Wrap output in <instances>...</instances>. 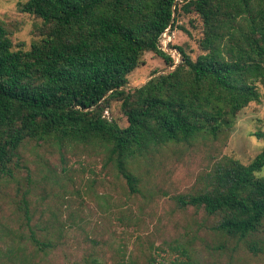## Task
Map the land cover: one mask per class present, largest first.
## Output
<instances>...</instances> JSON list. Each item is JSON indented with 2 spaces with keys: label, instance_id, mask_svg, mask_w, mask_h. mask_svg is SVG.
<instances>
[{
  "label": "trees",
  "instance_id": "1",
  "mask_svg": "<svg viewBox=\"0 0 264 264\" xmlns=\"http://www.w3.org/2000/svg\"><path fill=\"white\" fill-rule=\"evenodd\" d=\"M20 8L42 25L22 50L0 23V179L25 140L100 141L134 192L129 159L229 130L264 88V0H25ZM191 12L203 25L196 58L175 46L181 61L171 70L127 87L125 74L145 51L173 64L161 34ZM112 99L124 126L103 114ZM263 166L264 149L247 165L218 163L208 186L176 199L217 213L219 230L244 238L264 220V177L255 174Z\"/></svg>",
  "mask_w": 264,
  "mask_h": 264
},
{
  "label": "rangeland",
  "instance_id": "2",
  "mask_svg": "<svg viewBox=\"0 0 264 264\" xmlns=\"http://www.w3.org/2000/svg\"><path fill=\"white\" fill-rule=\"evenodd\" d=\"M24 1L0 0L13 49L28 50L40 37L41 19L21 10ZM202 27L194 12L176 14L159 41L173 64L145 51L125 74L127 87L171 70L181 61L175 46L195 59ZM259 91L229 130L129 159L134 192L108 160L107 142L25 140L20 160L0 179V264H264V220L258 232L238 238L217 228V213L176 199L208 186L205 175L218 163L247 165L264 149L256 135L264 132ZM103 114L127 123L120 101L110 100ZM255 174L264 177V166Z\"/></svg>",
  "mask_w": 264,
  "mask_h": 264
}]
</instances>
